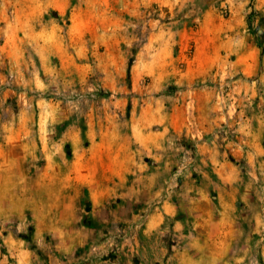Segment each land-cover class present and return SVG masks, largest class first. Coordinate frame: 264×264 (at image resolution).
<instances>
[{
  "label": "rangeland",
  "instance_id": "1",
  "mask_svg": "<svg viewBox=\"0 0 264 264\" xmlns=\"http://www.w3.org/2000/svg\"><path fill=\"white\" fill-rule=\"evenodd\" d=\"M86 1L94 0H0V264H50L51 257L61 264H264V189L258 217L238 219L240 230L228 239L229 228L218 227L210 212L224 208L213 191L193 211L194 198L182 195V181L198 174L199 154L194 140L176 133L168 135L170 168H156L151 155L140 158L145 173L159 172L158 197L174 210L156 228L142 232L159 202L140 203L137 224L101 226L84 212L82 187L79 224L96 229L92 239L60 252L55 235L41 228L62 225L56 219L75 189L71 164L82 160L107 116L129 131L154 107L150 129L158 132L168 126L161 117L182 105V91L196 89L200 111L221 116L201 141L225 150L242 178L252 177L250 168L229 148L243 152L253 142L264 171V0L150 5L124 11L120 26L72 19V7Z\"/></svg>",
  "mask_w": 264,
  "mask_h": 264
},
{
  "label": "crops",
  "instance_id": "2",
  "mask_svg": "<svg viewBox=\"0 0 264 264\" xmlns=\"http://www.w3.org/2000/svg\"><path fill=\"white\" fill-rule=\"evenodd\" d=\"M184 1L186 0L86 1L72 7L71 10H77V12H72L71 17L73 19L74 14V20L84 23V26L95 25L97 21L103 23L106 20L110 21V25L120 26L124 22V11L138 12L142 7L150 5L169 9L180 8ZM58 8H64V6ZM91 10L100 12L91 14ZM61 54L60 57L63 54L69 55L65 52ZM198 94L196 89L191 94L182 91V105H174L168 116L161 117V120H166L168 126L158 132L150 129L156 120L154 107L148 109V114L133 119L129 131L120 130L109 116L106 117L105 127L92 135L94 140L85 152V156L81 161L71 164L70 170L74 172V176L69 179V182L75 189L74 193H70L64 201L56 219L62 225L52 221L49 225L41 226L43 230H48L55 235L58 251L75 250L78 246H83L88 240L90 241L96 232V229L92 230V228L79 224L80 210L85 208L81 207L82 195L77 192L80 187L86 191L88 197L86 202L89 210L84 212L90 214L103 227L112 223L122 224V222L137 224L142 212L140 203H160L154 206L142 224L144 233L160 224L164 212H174L168 197L166 199L158 197L162 195L161 186L158 187L155 183V176L159 172L145 173L147 166L140 160L142 156L151 155L160 161V164L156 163V168L163 171L170 168V164L175 159L168 155V138L173 133L182 134V138L194 140L196 143L194 152L199 154V161L196 165L198 174L195 178L186 177L182 181V195L187 193L194 198V202L189 205L191 211L195 209V205L203 201L202 199L211 200L209 193L213 191L212 195L216 196L224 208L210 212H217L215 217H217L218 227L227 226L229 228L225 231L228 239L234 238L235 231L240 230L238 219L245 216L248 218L250 215L258 217V212L254 208L258 206V201L261 199L264 189L261 185L264 182L258 181L257 183L254 179L264 181V171L259 170L263 162L260 152L253 142V147L243 152L238 148H229L237 159H242L246 172L250 168L249 172L251 171L250 174L254 179L250 176L242 178L238 169L239 165L235 160L226 158L225 150L201 141L200 139L206 133L220 124L221 116L216 111L209 112V115L203 114L196 98ZM190 95L192 98L187 97ZM211 109L213 110V106ZM244 133L249 134V132ZM243 138L251 145L249 137ZM182 150H184L183 147ZM205 166L211 168L214 179L209 177ZM239 198L243 203L242 209L237 211L235 205L239 203ZM134 206L135 208L137 206L136 210L133 209ZM59 235L63 236L59 238ZM201 240L203 242L204 238ZM50 264L61 263L56 257H51Z\"/></svg>",
  "mask_w": 264,
  "mask_h": 264
}]
</instances>
